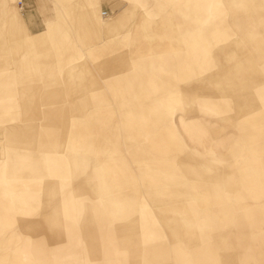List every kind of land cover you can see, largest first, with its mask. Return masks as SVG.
I'll return each instance as SVG.
<instances>
[{
    "label": "crops",
    "instance_id": "obj_1",
    "mask_svg": "<svg viewBox=\"0 0 264 264\" xmlns=\"http://www.w3.org/2000/svg\"><path fill=\"white\" fill-rule=\"evenodd\" d=\"M137 1L143 5L119 4L105 33H95L93 22L72 21L70 32L57 16L47 31L30 36L25 20L20 33L17 5L0 0V180L13 188L44 187L45 202L54 171H71L79 195L101 201L83 208L80 218L75 205L93 264H264V50L239 44L264 42L261 17L252 19L264 0L250 3L243 17L249 20L235 25H208L214 16L209 6L222 0H181L187 10L176 15L178 24L166 18L154 30L147 29L148 19L157 18L154 8L162 0ZM138 13L141 37L150 42L141 50L124 29ZM197 26L209 29L197 32ZM234 32L242 34L237 49L221 48L215 56L221 73L212 75V41H226ZM207 33L213 40H198ZM79 45L87 47L92 64L100 61L79 64L85 56V50L79 56ZM118 46L128 50L121 58L113 55ZM196 48L203 51L202 78L195 76ZM224 82L235 85L221 89ZM57 102H74L77 111L65 113ZM99 102H117L120 111ZM180 102L187 107L182 120ZM196 102L202 113L194 110ZM232 106L235 122L229 118ZM13 196L11 210L16 202L31 207L30 196ZM118 219L125 224L117 229L120 235L139 242L130 258L123 254L120 260L111 232V225H121ZM217 227L221 242L206 243ZM56 234L65 235L51 231L40 241L50 261L61 253H47V242H62L53 240Z\"/></svg>",
    "mask_w": 264,
    "mask_h": 264
},
{
    "label": "rangeland",
    "instance_id": "obj_2",
    "mask_svg": "<svg viewBox=\"0 0 264 264\" xmlns=\"http://www.w3.org/2000/svg\"><path fill=\"white\" fill-rule=\"evenodd\" d=\"M15 1H17V11L18 10L20 11V12L18 11V14L21 16V18L25 20L26 32L30 36H35L44 31H47L50 24L56 21L57 16H59L60 19H64L65 21H67L65 22V25L67 26L70 32H73V33L75 32L70 27L69 21L65 17L64 13L59 8H57V6L54 5L53 1L44 2L43 0H26L24 2L23 8H21L18 0H15ZM77 2L78 0H68V3L62 2V4L64 3L63 7L65 8L66 5L77 3ZM80 2L81 3L79 4V7L81 8L82 0ZM222 2L224 3L223 5H217L215 8L214 6H209L208 9L211 10L210 12L214 16L212 17L211 22H209L208 25H210L211 23L220 24L221 23L220 20H224L223 22H227L231 25L232 24L233 25L243 24L241 23V21L249 20L243 17L249 16V13L251 11L249 10L250 9L249 4L254 2V0H222ZM124 3H129L133 5L134 7L143 5L137 0H101V2L99 3V8L101 9V19L103 20V22H106L107 20L112 19L114 15L117 14V13L115 14V12H117V10L119 9V4H124ZM154 9L156 10L157 18L148 19L149 21H148L147 29L149 30H154L156 28L157 22L160 23L161 21L166 20V18H168L166 22L167 24L169 25L174 24V23L178 24L176 23L177 21L176 15L179 12L186 11L187 5L181 0H162L161 2L160 1L157 2V6ZM238 13H241L240 16L242 18L241 17L236 18V16H238ZM142 15H143L142 13H138L134 21L131 24L124 26V29L127 31L126 32L127 36H130V37L136 36L137 39H135V42L133 44H134V49H137V50H141L147 44H150V42L146 41L148 39L141 37L142 31H143V29L141 28H143V26H140L139 19L141 20V18L143 17ZM221 15L223 16V18H220ZM216 17L218 19H216ZM254 17H261L262 19L261 24L264 23L263 21L264 20V6H261L260 9L253 11V18H252L253 21L256 20V18ZM195 29L197 32H199L205 29H209V27L197 26ZM259 29H264V27H260ZM97 33L101 34L102 31L100 30ZM207 34H208L207 35L208 37H206L204 34L201 36H198L199 34H197V36L199 37V39L198 37L197 39L200 40L201 37L203 39L211 37V39L213 40V35L211 34L210 36L209 33ZM241 35L242 34L234 32L233 34H229V38H227L228 40L226 41L225 39L222 41H216V42L212 41L211 52H209V54L211 53L212 55V59H211L212 68L211 70L208 69V72H211L212 75H217L221 73L219 66L217 65L219 61V57L216 58L215 56L219 54L221 48H224L226 46L228 48L230 47L232 48L233 46H236V49H237V46H238L237 39L241 38L242 37ZM260 38L262 39V37ZM203 39H201L202 42H203ZM182 40L183 39L181 37L180 42ZM239 44L241 45V49L243 50H252L253 45L255 46L256 51L264 50V42H260V43L257 42L255 44H253L252 42H244V43H239ZM196 45L198 44L196 43ZM83 50H85V56L84 58L78 61L79 64H84L88 62L90 65H93V64H97L100 61L99 60L98 62L92 64L91 57L87 56V53H86L87 47L84 45H79V52H80L79 56L80 57L84 55ZM125 52H128L126 47L118 46L115 52L113 53V55L117 56V58L119 57L121 58ZM88 54H89V48H88ZM101 60H104V58H101ZM195 62H196V66H195L196 75L195 76L197 78L204 77V75L200 74V73H204V71L207 72L203 66V51L199 50L198 48H196ZM93 68L95 69V71H97V68H95L94 66ZM216 82L217 81L213 79V84H216ZM216 85H219V84L217 83ZM234 85L235 84L231 82H228V83L224 82V84H220L221 89L222 87L227 89L230 86H234ZM182 103L183 102H180L181 104L180 120H182L187 114V107L184 105L182 106ZM196 103H197V108L194 107L195 108L194 110H198L202 113L204 108L200 106L201 104L200 102H196ZM55 104L56 106L61 104L60 109L64 110L65 113H67V110L71 112V111H75L77 108V107H74V102H57ZM110 104H108V102H99L100 107H103V108L105 107L104 109H112L114 107L117 111H120V109H118L119 107L117 105L118 104L117 102H116V105H113L112 103ZM162 106H158V107L161 108ZM234 106H232L233 108H231V112H229V118H231L233 122H235V119H237ZM173 122L178 124L177 117L173 118ZM116 124L117 126L119 125V128L120 126H122L120 122H116ZM234 124H233V128L235 127ZM232 141L235 142V140H232ZM232 147L234 146L231 145L230 148ZM64 157L66 159H69L68 156H64ZM52 176H53L52 177V187H51L52 189H51V196H50L51 199L49 201L46 199L45 202L43 201L44 198L40 197V193H43L44 187L30 186L29 184H23L19 188L18 186L16 188H13L12 186H10V184L5 185L6 183H8L7 181L0 180V182H2L4 185V187L0 186V188L2 187L0 189V202H3L1 204L3 205V208H4V210L1 211L0 214H3V215L6 214L8 216H11L10 219H13L16 224V226L12 228V231L14 230L18 232V234L15 235L16 237L14 236V240H11V241L9 240L5 241L6 240L5 238H7L6 236L7 234H0V263H4V264H43L44 262H50V256L48 260L46 256L44 255L43 250H39V248L43 246V242H40V241L47 240L48 237L50 236L52 228H49L48 226L46 227V224L47 223L50 224L52 222H55L58 225V230H60L62 234H65L66 238L63 239V241L59 243L58 245L48 244L47 242L46 243L48 247L47 253H49V255L52 253L50 251L51 249H54L56 251L58 249L59 250L61 249V253H58V255L62 253L63 254L68 253V256H67L68 259L67 261L66 260L64 261L68 263L70 262L69 264L71 263L76 264V262L77 264H93L95 262V259H93L94 256H92V252L90 253V251H88V246H89L88 238H86L84 234H79V231L82 230V227H81L82 224H81V219L79 220V224L76 223L75 221V215L77 214L75 205L78 206L77 210H78V214L80 218V216L82 215L83 208L89 209L91 208L92 205H95V204L96 205L98 204L100 206L101 201H99L97 198L93 196L82 198L78 193L79 189L75 186L76 183L72 178L71 171L69 170H65L61 172L54 171V174H52ZM2 189L4 192H2ZM14 190L16 192H14ZM19 194L25 195L26 198L27 196H30L29 199L31 198L32 200L30 204L31 207L30 208L28 207L27 211H26L27 209L26 207L20 206L17 202H16V205L13 207V210H11L10 207H8L10 196L14 195L16 200H18ZM139 206L140 204L138 201L136 204L137 210ZM117 221L119 224L121 223V225L115 226L116 228L113 227L114 225H111V232L114 234L115 240L117 242L116 246L114 245L115 243L112 245L116 253L115 256H117L116 258H118L119 260L121 259L120 256L122 257L123 254H125L127 257L130 258L132 248H135L138 237L130 236V235H128L129 237H127L126 235L124 236L120 235L117 229H119V227L121 226L125 228L124 219H118ZM25 224H28L29 227L28 228L20 227L21 225H25ZM2 225H3L2 220H0V230L5 228ZM23 230L24 232L31 230L32 233L26 234V233H23ZM33 230L35 233L36 232L37 233L34 234ZM211 232L212 234L210 236H207V241L205 242L211 243L212 245L219 244L221 242L220 234H219V227L211 228ZM138 236H140V234H138ZM134 237H137V239H135ZM123 239L127 241L126 244L124 243L125 240L122 242ZM131 243L133 244L131 245ZM138 243L139 242L137 241V244ZM139 247L140 246H138V248ZM135 252L136 254H138V250ZM69 253L72 255L78 254V257H77L78 260H76V258L74 259L73 257L71 258V255ZM215 253L219 254L221 252H215ZM13 254H14V257H12ZM95 256L97 257V255Z\"/></svg>",
    "mask_w": 264,
    "mask_h": 264
},
{
    "label": "bare ground",
    "instance_id": "obj_3",
    "mask_svg": "<svg viewBox=\"0 0 264 264\" xmlns=\"http://www.w3.org/2000/svg\"><path fill=\"white\" fill-rule=\"evenodd\" d=\"M8 1V0H7ZM14 2L15 3V6L17 5V1L15 0H10V2ZM19 1V4L21 3V0H18ZM54 2V5L57 6V8H59L65 15V17L67 18V20L70 22L72 21V23L74 25L76 24H81V23H84V24H88V23H91L93 22L94 24H98V28H96L97 32L98 31H102L104 32L105 31V28H106V24L108 21L106 22H103V20L101 19V9L99 8V3L101 2V0H89L88 2V5H86L85 7H83L82 9L78 8V2L77 3H73V4H69V5H66L65 8L63 7V4L64 3H68V0H51ZM24 2L23 1V4H20L21 8L24 7ZM62 2H64L62 4ZM119 12V10H118ZM117 12V13H118ZM115 18V17H114ZM113 18V19H114ZM110 21V20H109ZM72 24V25H73ZM84 29H86V27H84ZM23 30H24V19L21 18L20 16V33L21 35L23 34ZM92 30V29H91ZM91 30L90 33H91ZM95 32V33H97ZM27 211V209H26ZM0 220H2V226L5 227L3 228L2 230H0V234L2 233H8V232H12V228L16 226L14 220H9L8 218H0ZM23 220V219H22ZM24 221V220H23ZM27 221V220H26ZM18 222V221H17ZM41 222V221H40ZM25 223V222H24ZM42 224V223H41ZM46 224V223H45ZM49 227V228H52V232L54 231H58V225L55 223V222H52V223H47L46 224V227ZM21 228L22 227H25V228H28L29 225L28 224H25V225H21L20 226ZM34 227V226H33ZM9 229V230H8ZM32 229V228H31ZM14 231V230H13ZM26 231V229H25ZM34 232V230H33ZM23 233H26V234H29V233H32L31 230L27 231V232H24L23 230ZM10 233H8L6 236L7 238H5L9 241L11 240H14V235H9ZM22 234V233H21ZM16 237V236H15ZM3 238V237H2ZM56 239H53V240H60V241H63V239H65V235L64 237H62V239H60V236L59 234H56L55 237ZM70 254V253H69ZM11 255V254H10ZM71 255V258L73 257L74 259L77 257L75 254ZM13 256V255H12ZM66 257L65 255L63 254H60L58 255V253H54L53 254V258L50 262H44L43 264H69L68 262H65L64 260H66ZM68 259V257H67ZM5 260V259H4ZM77 260V258H76ZM67 261V260H66ZM75 263V262H74ZM0 264H4V263H0ZM72 264V263H71ZM77 264V262H76Z\"/></svg>",
    "mask_w": 264,
    "mask_h": 264
},
{
    "label": "built area",
    "instance_id": "obj_4",
    "mask_svg": "<svg viewBox=\"0 0 264 264\" xmlns=\"http://www.w3.org/2000/svg\"><path fill=\"white\" fill-rule=\"evenodd\" d=\"M23 1H26V0H21V3L20 4H23Z\"/></svg>",
    "mask_w": 264,
    "mask_h": 264
}]
</instances>
